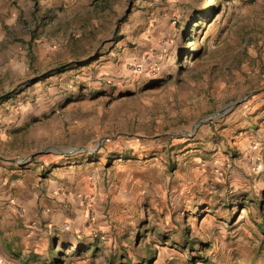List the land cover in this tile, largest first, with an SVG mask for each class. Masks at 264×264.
I'll use <instances>...</instances> for the list:
<instances>
[{"label":"rangeland","instance_id":"obj_1","mask_svg":"<svg viewBox=\"0 0 264 264\" xmlns=\"http://www.w3.org/2000/svg\"><path fill=\"white\" fill-rule=\"evenodd\" d=\"M0 264H264V0H0Z\"/></svg>","mask_w":264,"mask_h":264},{"label":"built area","instance_id":"obj_2","mask_svg":"<svg viewBox=\"0 0 264 264\" xmlns=\"http://www.w3.org/2000/svg\"><path fill=\"white\" fill-rule=\"evenodd\" d=\"M1 255V254H0Z\"/></svg>","mask_w":264,"mask_h":264}]
</instances>
